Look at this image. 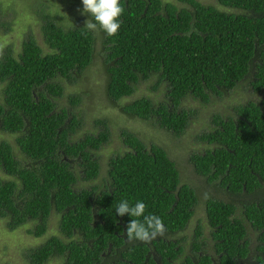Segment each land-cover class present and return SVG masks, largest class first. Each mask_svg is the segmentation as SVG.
Returning a JSON list of instances; mask_svg holds the SVG:
<instances>
[{
  "label": "trees",
  "instance_id": "1",
  "mask_svg": "<svg viewBox=\"0 0 264 264\" xmlns=\"http://www.w3.org/2000/svg\"><path fill=\"white\" fill-rule=\"evenodd\" d=\"M208 1H212L211 4ZM125 12L114 37L75 24L39 5L46 50L29 30L20 51L0 46V221L12 232L42 238L58 219L57 235L24 252L27 264H264V0H121ZM90 19V16L87 15ZM12 16L0 10V28ZM12 25V24H11ZM101 46L104 94L116 106L141 83L155 79L160 100L140 97L120 112L181 136L194 111L243 87L245 103L214 114L212 128L196 137L207 149L188 161L203 178L207 232L194 216L198 189L182 184L163 148L120 131L123 153L108 159L104 177L99 152L110 140L108 122L79 135L74 109L80 95L61 103L64 85L78 84ZM256 95L260 97L257 102ZM80 184H86L81 187ZM215 194V195H214ZM143 201L167 229L149 244L126 242L121 200Z\"/></svg>",
  "mask_w": 264,
  "mask_h": 264
},
{
  "label": "rangeland",
  "instance_id": "2",
  "mask_svg": "<svg viewBox=\"0 0 264 264\" xmlns=\"http://www.w3.org/2000/svg\"><path fill=\"white\" fill-rule=\"evenodd\" d=\"M208 2L206 4L212 3V1ZM40 4L43 5V9L45 7V11L57 13L63 27H71L75 24L84 26V22L88 20L86 14H82L81 0H0V10L13 17L9 31L5 32L0 28V46L12 45L15 53L20 51L22 39L30 30L37 43L43 50H46L41 36V23L34 15L36 11H39ZM101 53V46L97 43L93 63L84 71L78 84L64 85V94L60 100L62 104L69 106L68 99L70 96H81V102L74 108L83 124L79 135H83L85 132L94 133L97 130L94 126L97 120L104 119L108 122L111 133L110 140L98 153L102 165L100 179L105 175L108 159L116 152L123 153L124 148L120 138L121 130H127L136 135L147 146L153 144L163 148L169 159L175 164L182 184L198 189L201 194L194 216L181 236L190 238L198 223L203 226L206 233L205 197L203 193L205 192L204 189L209 193H213L214 190L209 186L206 188L207 185L203 178L194 173L188 158L194 153H202L207 149L206 143L196 140V137L210 131L212 128L211 117L214 114H228L232 106L245 103L248 95L241 85L224 98L211 97L208 104H201L192 99L183 101L181 107L193 110L195 117L191 118L184 133L177 137L160 129L157 125L137 118H128L119 110V105L122 106L140 97H149L156 101L163 98L161 88H158L156 92L151 90V87L155 85V79L141 83L135 94L130 99L122 100L119 105L114 106L108 101L104 94L106 83ZM2 141L8 142L16 151L13 136L0 132V142ZM86 186V184H80V188ZM57 223L58 219L53 215L48 222L46 235L42 238H35L27 233L28 226L10 232L5 228L4 222L0 221V264H27L24 259V252L39 246L50 236L57 235ZM48 264L57 263L51 261Z\"/></svg>",
  "mask_w": 264,
  "mask_h": 264
},
{
  "label": "clouds",
  "instance_id": "3",
  "mask_svg": "<svg viewBox=\"0 0 264 264\" xmlns=\"http://www.w3.org/2000/svg\"><path fill=\"white\" fill-rule=\"evenodd\" d=\"M83 13L90 16L84 22V29L91 32L103 31L108 37H114L121 28V17L125 12L121 0H81ZM259 103L260 97L256 95ZM147 205L143 201L131 204L127 199L121 200L115 212L119 217L128 216L130 222L125 228L126 242L151 243L158 237H163L167 231L161 217L145 214Z\"/></svg>",
  "mask_w": 264,
  "mask_h": 264
}]
</instances>
